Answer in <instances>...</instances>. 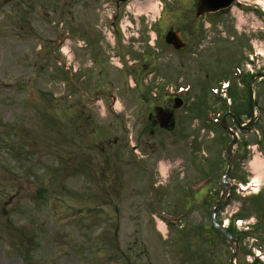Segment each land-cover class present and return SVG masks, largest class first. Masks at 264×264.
<instances>
[{"label":"rangeland","instance_id":"obj_1","mask_svg":"<svg viewBox=\"0 0 264 264\" xmlns=\"http://www.w3.org/2000/svg\"><path fill=\"white\" fill-rule=\"evenodd\" d=\"M141 1L121 6L118 25L124 33L122 45L136 51L146 49L152 37L147 17L135 15ZM239 1L241 6L220 16L219 26L230 28L238 47L244 41L242 33L253 32L251 38L259 48L264 0H255L257 8L253 0ZM73 4V0H0V264H229L230 245L206 229L213 200L199 194L192 202L174 197L184 184L173 177L184 173L195 179L190 182L193 191L200 180L196 178L204 173L185 160L197 142V120L189 114L181 121V131L138 136L146 123V108L137 104L133 87L122 86L119 72L120 65L136 58L126 59L124 54L119 60L111 53L107 29L101 47L110 51L114 63L106 64L111 66L106 74L115 85L101 84L99 90L107 97L95 96L98 72L78 46L87 36L81 35L79 22L70 19ZM96 9L89 15L101 14L103 24L110 9L102 4ZM132 17L139 20L140 28L134 31L141 43L125 36L130 21L137 25ZM174 66L172 72L163 73L165 80H175L186 71L195 73ZM71 80H76V87ZM198 94V85L188 94L185 104L191 110L198 105ZM74 105L77 112L83 110L80 116H89L77 120L75 134L70 117ZM259 128L260 123L254 125L253 132ZM127 141L140 145L137 152L126 151ZM256 142L254 136L252 144ZM257 153L248 159L252 170L248 175L264 185V165L255 164ZM141 156L143 169L135 163ZM126 159L131 163H124ZM252 197L236 191L216 214L224 222L238 213L230 222L240 236L237 264H250L258 252L264 264V196L261 204ZM151 198L166 212L177 207L186 214L170 215L171 224L163 219L164 228L159 229L161 217L155 215Z\"/></svg>","mask_w":264,"mask_h":264},{"label":"flooded vegetation","instance_id":"obj_2","mask_svg":"<svg viewBox=\"0 0 264 264\" xmlns=\"http://www.w3.org/2000/svg\"><path fill=\"white\" fill-rule=\"evenodd\" d=\"M126 1L73 0L74 4L70 7L71 20L73 23L79 22L78 27L86 31L87 38L85 44L83 43L86 47L83 50L87 56H90L98 72L94 78L96 91L99 92L101 84L104 83L109 87L115 85L113 81L107 79L106 74L111 67H107L106 64L114 63L112 58L110 60V51L119 56L125 53L137 56L136 67L133 70L121 66V81L123 87L135 89L140 101H137V104L145 105L146 123L138 131V136H141L145 133L153 134L158 130L181 131L179 126L188 113L187 110L179 112L182 106L174 108L173 96L154 93L156 96L152 98L147 95V90L144 88L171 87L179 79L192 84L197 83L199 86V104L196 110L198 137L195 149L192 148L193 152L187 154L185 160L187 162L190 160L193 164L195 159L196 168L204 170L202 177L206 178L208 190L202 195L214 199L222 187V174L227 166L226 146L232 139L233 133L236 138L232 150L231 175L227 177L230 182H244L249 178L248 172L251 171L246 167L254 150H259L261 155H264V32L260 35L259 48L255 47L256 42L251 38L255 35L253 32L242 33L244 41L241 42L240 47H237L235 36L232 35V31H228L230 28L219 26L220 16L225 17L230 14L233 4L224 10L205 12L198 10V0H170L165 2V8L158 21L156 18L147 17L152 37L147 42L146 49L136 51L134 46L130 49L119 43L118 25L122 13L121 6ZM147 1L142 0L140 6ZM252 2L256 8L257 2L255 0ZM234 3L241 2L235 0ZM101 4L106 9H110L109 17L104 19L103 24L101 14L88 16V13L97 11L96 7ZM136 6L140 7L138 4ZM89 9L91 12H88ZM80 11L85 13L84 17L80 18ZM142 13L143 11L139 15ZM130 19L134 20V17ZM231 22L232 20L229 24ZM107 25L113 26L110 51L101 47L102 43H106L103 33ZM216 27L223 31H217ZM134 28L139 30V20L136 27L132 24L127 27L128 37L135 36ZM169 29L179 30L183 43L181 49H176L165 42L164 36ZM136 36L132 42L141 43L140 35L136 33ZM174 65L183 70L189 67L195 70V73L193 75L186 71L175 80H165L163 73L172 72ZM126 73L130 80L123 77ZM103 77L105 79H102ZM224 82L228 83L227 88L222 87ZM213 88L217 90V94L211 92ZM77 110V106L74 105V111ZM170 115L173 125L168 122V128H162L163 119ZM258 123L261 124L259 128L261 131L257 130L255 134L253 126ZM254 136L258 143L253 147ZM148 146L153 150V144L149 143ZM192 168L194 169V165ZM233 192L234 188L230 187L228 197H231Z\"/></svg>","mask_w":264,"mask_h":264},{"label":"water","instance_id":"obj_3","mask_svg":"<svg viewBox=\"0 0 264 264\" xmlns=\"http://www.w3.org/2000/svg\"><path fill=\"white\" fill-rule=\"evenodd\" d=\"M201 4H204L203 8L204 9H209V10H213V9H216L218 7H221L225 4V2H223L222 0H202ZM166 40L167 42L169 43H172L174 44L175 46H179V38H178V34L176 32H171L169 31L167 33V36H166ZM233 142H231L228 146V151H230V148L232 146ZM226 183L224 184V186L226 187ZM224 192L223 194L221 195L220 199L217 201L216 205H215V208L213 210V214L214 212L216 211V208L221 204V201L223 200L224 198ZM214 224L215 226H217L223 233L224 235L226 236V238L228 240H233V243H234V251L231 250L230 251V264H235L234 263V256H235V253H236V250H237V241L235 238H233L228 232H226L219 224H217L215 221H214Z\"/></svg>","mask_w":264,"mask_h":264},{"label":"bare ground","instance_id":"obj_4","mask_svg":"<svg viewBox=\"0 0 264 264\" xmlns=\"http://www.w3.org/2000/svg\"><path fill=\"white\" fill-rule=\"evenodd\" d=\"M65 50H66V48H65ZM260 160L259 159H257V161L255 162V164H257V165H259L260 164ZM262 163V162H261ZM164 223L162 222V221H160V220H158V227H159V229H163L164 228Z\"/></svg>","mask_w":264,"mask_h":264}]
</instances>
